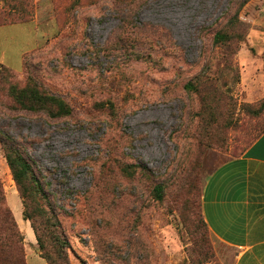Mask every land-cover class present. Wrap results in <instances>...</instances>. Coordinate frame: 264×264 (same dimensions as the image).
Instances as JSON below:
<instances>
[{"label":"rangeland","instance_id":"374dc122","mask_svg":"<svg viewBox=\"0 0 264 264\" xmlns=\"http://www.w3.org/2000/svg\"><path fill=\"white\" fill-rule=\"evenodd\" d=\"M0 64V136L43 188L38 242L0 145L26 264H231L201 196L264 130V0H0ZM29 78L71 113L18 108Z\"/></svg>","mask_w":264,"mask_h":264},{"label":"crops","instance_id":"0c3cea01","mask_svg":"<svg viewBox=\"0 0 264 264\" xmlns=\"http://www.w3.org/2000/svg\"><path fill=\"white\" fill-rule=\"evenodd\" d=\"M201 211L211 234L229 248L231 264H264V131L210 174Z\"/></svg>","mask_w":264,"mask_h":264},{"label":"trees","instance_id":"16d2710c","mask_svg":"<svg viewBox=\"0 0 264 264\" xmlns=\"http://www.w3.org/2000/svg\"><path fill=\"white\" fill-rule=\"evenodd\" d=\"M238 9L235 12V16L232 22H229L233 33H228L226 31H217L214 34L213 41L216 44H224L232 42L235 37L236 32L233 28H236V21L238 20ZM13 23V22H10ZM2 75H7L9 77L13 76V72L3 64H0V77ZM24 87H19L17 84L12 83L8 87L7 95L12 99V101L20 109L40 112L43 111L52 117L66 116L71 113V109L65 103L63 98L50 93L41 91V86L38 85L31 78ZM186 89L192 88L191 82L185 84ZM264 107V103L261 104ZM264 131V130H263ZM261 131L248 145L263 132ZM0 145L4 151L5 160L9 166L12 173L13 179L16 183L17 190L22 198L23 212L25 219L29 220L30 225L36 233L37 241L40 242V236L37 233V226L34 218L29 213V202L32 204L34 201V192L40 191L42 193L43 188L38 183V180L34 182V176L30 170L29 162L22 156L13 144H8L5 137L0 136ZM246 147V148H247ZM245 148V149H246ZM243 150V152L245 151ZM242 152V153H243ZM241 153V154H242ZM239 154L238 156H240ZM236 156V157H238ZM235 158V157H233ZM38 189L36 188V185ZM154 195L157 199H161L163 196L164 187L162 184L158 183L154 186ZM43 194V193H42ZM201 218L208 229L206 222L203 219L202 211ZM209 230V229H208ZM48 264H55L52 262L50 257L45 256ZM0 264H26L23 249V236L19 230L14 213L10 209L6 196L3 190L2 183L0 181Z\"/></svg>","mask_w":264,"mask_h":264}]
</instances>
